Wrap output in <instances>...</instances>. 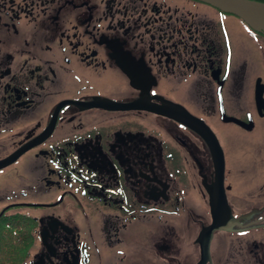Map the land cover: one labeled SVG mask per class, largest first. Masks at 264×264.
I'll use <instances>...</instances> for the list:
<instances>
[{
    "label": "flooded vegetation",
    "instance_id": "1",
    "mask_svg": "<svg viewBox=\"0 0 264 264\" xmlns=\"http://www.w3.org/2000/svg\"><path fill=\"white\" fill-rule=\"evenodd\" d=\"M17 149L0 256L264 264V29L201 0H0Z\"/></svg>",
    "mask_w": 264,
    "mask_h": 264
},
{
    "label": "water",
    "instance_id": "2",
    "mask_svg": "<svg viewBox=\"0 0 264 264\" xmlns=\"http://www.w3.org/2000/svg\"><path fill=\"white\" fill-rule=\"evenodd\" d=\"M223 11L231 12L240 17L247 25L253 28L264 29V2L256 0H201ZM21 149L0 159V167L14 158Z\"/></svg>",
    "mask_w": 264,
    "mask_h": 264
},
{
    "label": "rangeland",
    "instance_id": "3",
    "mask_svg": "<svg viewBox=\"0 0 264 264\" xmlns=\"http://www.w3.org/2000/svg\"><path fill=\"white\" fill-rule=\"evenodd\" d=\"M17 165H21L20 162ZM20 172V171H19ZM20 174H16V172L11 170H4V168L0 169V192H8L9 190H18L19 185L22 183V179L19 178ZM22 189L20 188L17 192L21 194ZM24 194V193H23ZM4 195V194H3ZM3 195H0V205L3 201ZM31 196L30 194L27 197ZM96 257V256H92Z\"/></svg>",
    "mask_w": 264,
    "mask_h": 264
},
{
    "label": "trees",
    "instance_id": "4",
    "mask_svg": "<svg viewBox=\"0 0 264 264\" xmlns=\"http://www.w3.org/2000/svg\"><path fill=\"white\" fill-rule=\"evenodd\" d=\"M24 257L25 256H0V264H21Z\"/></svg>",
    "mask_w": 264,
    "mask_h": 264
}]
</instances>
